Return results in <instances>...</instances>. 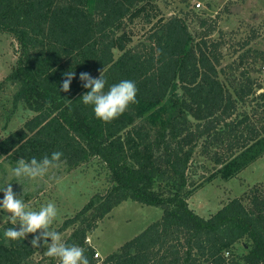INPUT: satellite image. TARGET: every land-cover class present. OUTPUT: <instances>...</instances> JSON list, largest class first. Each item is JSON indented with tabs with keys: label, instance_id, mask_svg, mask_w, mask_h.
<instances>
[{
	"label": "trees",
	"instance_id": "obj_1",
	"mask_svg": "<svg viewBox=\"0 0 264 264\" xmlns=\"http://www.w3.org/2000/svg\"><path fill=\"white\" fill-rule=\"evenodd\" d=\"M137 21L150 30L132 45L129 28ZM200 26L208 28L196 42L187 17L164 18L155 0H0V32L19 46L17 64L0 88L17 84L14 110L24 106L34 114L0 142V154L16 164L59 151L57 165L70 171L96 159L106 168L107 190L58 231L70 232L64 243L82 247L90 264H264V186L209 218L189 205L198 189L189 172L200 146L218 167L210 180L234 179L264 156V122L258 127L251 117H259L258 110L239 112L249 102L263 107L264 92L250 79L234 92L226 89L223 42L208 40L215 27L207 20ZM68 71L75 77L63 92ZM82 72L93 78L102 72L105 92L134 81L137 102L110 123L97 119L81 100L90 91ZM127 201L161 208L163 215L100 262L87 239ZM10 227L0 228V264H35L43 246L6 240Z\"/></svg>",
	"mask_w": 264,
	"mask_h": 264
},
{
	"label": "rangeland",
	"instance_id": "obj_2",
	"mask_svg": "<svg viewBox=\"0 0 264 264\" xmlns=\"http://www.w3.org/2000/svg\"><path fill=\"white\" fill-rule=\"evenodd\" d=\"M164 18L171 16L187 17L191 33L196 42L208 27L200 26L201 20H207L215 31L208 37L210 42L222 41V73L220 79L226 89L231 92L235 88L250 82H255V90L264 92V0H155ZM197 4H201L198 8ZM129 30L133 33V44L145 41L150 26L141 21L131 24ZM246 42H249L247 45ZM116 57L120 52L115 51ZM244 60L241 61L242 55ZM19 57L18 43L11 35L0 32V83L12 72ZM18 89L17 84L5 83L0 88V142L9 135L22 128L25 122L33 117V113L24 106L14 110L13 95ZM253 96L248 100H252ZM252 104V105H251ZM263 107L249 102L240 106L239 112L247 110L252 115L258 110L259 117H254L255 125L260 127L258 120L264 122ZM198 148L189 172L190 181L197 186V191L189 200L190 208L198 215L209 218L219 211L229 201L240 198L256 185L264 186V156L252 164L236 178L225 181L221 178L210 180L218 168L210 155ZM219 148V147H217ZM221 148V147H220ZM216 149H212L211 156ZM11 164L0 154V188L11 183L14 193L22 197L32 210H39L42 205L53 202L58 210L52 228L59 231L63 223L75 216L98 193H104L108 186V172L96 159L76 170H68L63 165L49 168L42 178L35 180L21 178L17 180L11 169ZM0 191V200L3 199ZM8 213L0 210V228L3 217ZM163 210L158 207L141 205L127 201L116 207L109 217L99 223L98 229L89 235L91 246L100 254L98 260L103 261L108 255L118 251L123 245L131 241L150 225L159 221ZM19 228V224L16 225ZM70 232L60 233L64 243ZM33 235L28 234L30 242ZM51 243L50 239L48 241ZM31 244V243H30ZM43 244V241H41ZM47 246L41 247L34 257L35 264H50L51 259L45 253ZM240 254H245L243 246L238 245ZM57 264V263H55Z\"/></svg>",
	"mask_w": 264,
	"mask_h": 264
},
{
	"label": "clouds",
	"instance_id": "obj_3",
	"mask_svg": "<svg viewBox=\"0 0 264 264\" xmlns=\"http://www.w3.org/2000/svg\"><path fill=\"white\" fill-rule=\"evenodd\" d=\"M63 75L65 79L62 82L61 91L68 92L75 72L68 71ZM79 79L83 82L84 88L90 89L81 97L83 104L93 106L95 117L105 123L117 119L128 109L130 104L137 102L138 89L134 81L122 80L111 85L105 92L107 81L102 72L98 78H93L89 73L82 72ZM62 155V152L56 151L50 157L45 156L39 161L35 157L30 161L21 158L11 169V173L17 180L42 178L49 168L57 166ZM0 191L4 194L3 199L0 200V210L8 213L3 217V223H10L14 226L4 231L6 240H25L28 234L39 232V235H33L30 241L33 248L46 245L45 254L48 257L57 258L60 264H90L82 247L63 243L60 233L52 228L58 215L57 207L53 202L42 205L39 210H32L22 197H18L14 193L11 183L0 188ZM17 224H19L18 229L15 227ZM49 239L51 243L48 242ZM41 241H43V245Z\"/></svg>",
	"mask_w": 264,
	"mask_h": 264
},
{
	"label": "built area",
	"instance_id": "obj_4",
	"mask_svg": "<svg viewBox=\"0 0 264 264\" xmlns=\"http://www.w3.org/2000/svg\"><path fill=\"white\" fill-rule=\"evenodd\" d=\"M197 7L200 8V7H201V4H197ZM263 69H264V68H263ZM87 243H88L89 245H91V241H90L89 238L87 239ZM99 257H100V254H99L98 252H96V254H95V258L98 259Z\"/></svg>",
	"mask_w": 264,
	"mask_h": 264
},
{
	"label": "crops",
	"instance_id": "obj_5",
	"mask_svg": "<svg viewBox=\"0 0 264 264\" xmlns=\"http://www.w3.org/2000/svg\"><path fill=\"white\" fill-rule=\"evenodd\" d=\"M91 241V240H90Z\"/></svg>",
	"mask_w": 264,
	"mask_h": 264
}]
</instances>
